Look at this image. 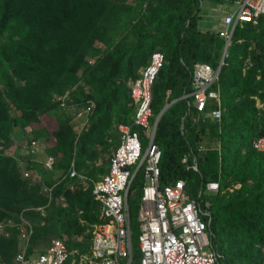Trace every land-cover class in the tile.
<instances>
[{"label": "trees", "instance_id": "16d2710c", "mask_svg": "<svg viewBox=\"0 0 264 264\" xmlns=\"http://www.w3.org/2000/svg\"><path fill=\"white\" fill-rule=\"evenodd\" d=\"M207 2L225 0H0V222L20 224L0 238V264H16L23 220L32 227L28 257L55 239L69 251L90 252L94 227L103 223L93 188L107 174L109 157L100 159L120 145L119 126L133 124L130 85L155 52L165 64L153 87L151 123L176 101L156 132L162 185L184 180L211 214L210 223L204 219L218 264L263 263L264 152L254 142L264 137V16L234 33L211 88L221 95L216 121L182 99L192 91L194 65L218 68L226 44L217 31L201 29ZM88 108L87 126L79 130L77 116ZM215 109L210 100L206 112ZM56 112L61 120L54 126ZM47 118L53 130L43 125ZM18 132L29 147L45 141L42 154L55 158L53 171L30 159L24 171L8 153ZM73 163L86 180L70 177ZM210 182L219 183V192L207 190ZM144 185L140 172L129 196L138 259Z\"/></svg>", "mask_w": 264, "mask_h": 264}, {"label": "built area", "instance_id": "2783aa9c", "mask_svg": "<svg viewBox=\"0 0 264 264\" xmlns=\"http://www.w3.org/2000/svg\"><path fill=\"white\" fill-rule=\"evenodd\" d=\"M225 2L235 3L237 8L226 13L224 28L218 32V36L226 41L219 66L215 69L208 63H196L191 75L192 91L182 97L184 100L191 99L190 106L197 113L216 121L222 118L221 95L211 88L219 81L234 33L245 24L256 25L258 18L264 16V0ZM164 64V54L153 53L148 66L130 85L137 106L136 114L133 124L119 126L120 145L109 156L107 174L94 183L93 196L100 205L103 223L94 227L90 252L81 254L69 251L63 240L55 239L42 253L28 257L26 250L32 229L24 228L21 230V238L25 245L15 259L16 264H218V254L212 246L209 226L204 219L208 218L210 223L211 214L187 191L184 180L168 185H162L160 181L162 150L155 141L157 129L155 123H151V118L153 87ZM210 100L217 103L218 109L206 112ZM258 106L262 107L259 103ZM93 107L95 108L94 104L92 109ZM92 109L88 108L79 114ZM134 127L140 128L141 132ZM142 135L148 140L145 150ZM254 147L259 152H264V137L257 139ZM35 150L38 151V147L33 142L32 152L35 153ZM183 163L188 164V159L185 158ZM54 164L55 158L49 157L47 169L52 170ZM192 168L198 171L196 159ZM140 172L145 185L138 213V242L141 252L138 259L133 250L129 196L133 182ZM69 175L71 178L85 180V177L77 174L74 163ZM206 188L212 193L220 190L219 183L216 182L208 183ZM45 191L51 192L48 189ZM15 226L12 221L0 222V237L8 235L9 229Z\"/></svg>", "mask_w": 264, "mask_h": 264}, {"label": "rangeland", "instance_id": "374dc122", "mask_svg": "<svg viewBox=\"0 0 264 264\" xmlns=\"http://www.w3.org/2000/svg\"><path fill=\"white\" fill-rule=\"evenodd\" d=\"M236 8H237V6H236L235 3H225V4L219 5L217 12L216 11L215 12H212V14L210 15L211 20L213 19L212 20L213 21V24L211 23L210 24L211 25L210 27H214L213 25H215L216 27L220 26V24H219L220 22L219 21H220V17L223 15V13L224 12H226V13L227 12H232ZM221 28H224V27L221 26ZM50 118L52 119V122H53L54 126H56V124L61 120V114L60 113H57V112L56 113H52L50 115ZM51 119H49V118H47V120L45 119V121L43 122V125L47 126L50 130H53L54 126L51 124V121H50ZM77 119H78L77 121H78L79 127H80L79 130L87 126V123H86L87 119H85L84 113L83 114H78ZM28 135L30 136V134H27V136ZM16 138L18 140L19 139L21 140L22 139V135L21 134H16ZM44 142L45 141H41L40 144L42 143L44 145ZM41 146L42 145H40V151L39 152L37 150H35V152L36 151L38 152L37 154H39L42 151V147ZM19 147L23 148L24 150L19 148L20 150H17V152L15 154L17 156V159L20 162L21 167L25 169L26 168V165L23 164V163H21V161H23V158H25V159L27 157L28 158H33V157H36V156H34V153H32V150H30V147L27 144H24L23 143ZM27 148H29V149H27ZM110 152H111V149H110ZM40 154H42V153H40ZM105 155L106 156L104 158H101L100 161H103V160H105V159H107L109 157V154H105ZM21 240H22V238H21ZM37 250L40 251L41 249L39 248Z\"/></svg>", "mask_w": 264, "mask_h": 264}, {"label": "crops", "instance_id": "0c3cea01", "mask_svg": "<svg viewBox=\"0 0 264 264\" xmlns=\"http://www.w3.org/2000/svg\"><path fill=\"white\" fill-rule=\"evenodd\" d=\"M226 2H224V4H225ZM219 5H221V4H218V5H212L211 3H209L208 4V2L207 3H205L204 5H202L203 6V11H202V16H203V20H202V22H201V29L203 30V31H207V30H214V31H217V32H219V30H221L222 28H221V26L223 27V20H224V17H225V15H226V12H224L223 13V15L220 17V26H218V27H216L215 25H213L214 27H210L211 25V23L213 24V19L211 20V17H210V15L212 14V12H217V10H218V6ZM227 11V10H226ZM208 19V20H207ZM86 123H88V122H86ZM16 134H21L22 135V139L19 141L17 138H16V135H15V143H16V145L14 146V147H12L9 151H8V153L10 154V155H12V156H14L16 159H17V156H16V152H17V150H20V149H23V148H21V147H19L22 143H23V138H24V136H23V134L22 133H16ZM39 142V144H40V142L41 141H38ZM40 145H42V143L40 144ZM43 147H45L44 145H43ZM20 148V149H19ZM27 149H29V148H27ZM24 150V149H23ZM43 150H44V148H42V151L40 152V153H43ZM34 154V156H36V157H33V158H23V162L21 161V163H23L24 164V162L25 163H27V162H29V159L30 160H34V161H36L37 163H42L43 165H44V167H45V163L47 162V158L48 157H50L49 155H46L45 157L43 156V155H45V154ZM56 162V161H55ZM54 166H55V164H54ZM54 166H53V168H52V171H53V169H54ZM109 168V167H108ZM45 169H47L46 167H45ZM24 171H25V169H24ZM29 173V172H28ZM30 174H31V176H33V173L32 172H30ZM35 177H37V176H35ZM103 177V176H102ZM101 177V178H102ZM38 179H39V177H37ZM86 180V179H85ZM45 189H48V190H51V189H49V188H47V187H44ZM24 243H23V248L22 249H24ZM44 247H42L41 248V250L43 249ZM43 252V251H42ZM42 252H36V254H40V253H42ZM35 254V255H36Z\"/></svg>", "mask_w": 264, "mask_h": 264}, {"label": "clouds", "instance_id": "9594fccd", "mask_svg": "<svg viewBox=\"0 0 264 264\" xmlns=\"http://www.w3.org/2000/svg\"><path fill=\"white\" fill-rule=\"evenodd\" d=\"M36 143H37V147H38V152L40 151V144H39V142L38 141H36ZM30 150H33V142H32V145H31V147H30ZM38 152H35L34 154H37ZM33 153V152H32ZM49 158V157H48ZM47 158V159H48ZM54 158V157H53ZM108 161H109V159H108ZM45 167H46V163H45ZM47 168V167H46ZM48 170V169H47ZM26 175H28V176H26ZM31 174H30V172L28 173V172H26L25 173V176L26 177H29ZM80 179V178H79ZM86 179V178H85ZM81 180V179H80ZM8 221H12L13 222V220H6V221H2V222H8ZM24 222H23V225H25L27 222L25 221V220H23ZM14 223V222H13ZM16 226L15 227H18L20 224H16V223H14ZM14 227V228H15ZM27 228H28V230H30V228L32 229V227H31V225H29L28 223H27ZM11 229H13V228H11ZM11 229H9V233H8V235H3L2 237H9V235H10V230ZM26 229V228H25ZM2 237H0V238H2ZM23 250V249H22Z\"/></svg>", "mask_w": 264, "mask_h": 264}, {"label": "water", "instance_id": "95a60500", "mask_svg": "<svg viewBox=\"0 0 264 264\" xmlns=\"http://www.w3.org/2000/svg\"><path fill=\"white\" fill-rule=\"evenodd\" d=\"M174 102H176V101H173L171 104H169V105H167L163 110H162V112L157 116V118H156V120H155V127H156V129H157V127H158V124H159V122H160V119H161V117H162V115L164 114V112L174 103ZM198 171H199V169H198Z\"/></svg>", "mask_w": 264, "mask_h": 264}]
</instances>
